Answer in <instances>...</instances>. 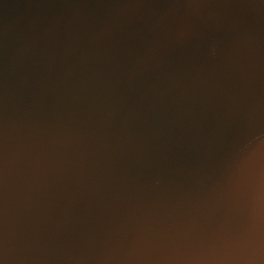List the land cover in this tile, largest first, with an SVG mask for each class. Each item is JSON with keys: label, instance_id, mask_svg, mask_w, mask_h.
Returning <instances> with one entry per match:
<instances>
[{"label": "water", "instance_id": "1", "mask_svg": "<svg viewBox=\"0 0 264 264\" xmlns=\"http://www.w3.org/2000/svg\"><path fill=\"white\" fill-rule=\"evenodd\" d=\"M259 173L264 0H0L9 264L221 247Z\"/></svg>", "mask_w": 264, "mask_h": 264}, {"label": "clouds", "instance_id": "2", "mask_svg": "<svg viewBox=\"0 0 264 264\" xmlns=\"http://www.w3.org/2000/svg\"><path fill=\"white\" fill-rule=\"evenodd\" d=\"M6 247L0 249V264H9ZM97 264H264V173L255 177L253 208L242 232L212 247L198 252L180 248H158L146 239L123 255L101 257Z\"/></svg>", "mask_w": 264, "mask_h": 264}]
</instances>
